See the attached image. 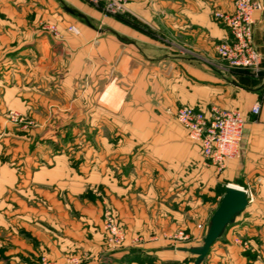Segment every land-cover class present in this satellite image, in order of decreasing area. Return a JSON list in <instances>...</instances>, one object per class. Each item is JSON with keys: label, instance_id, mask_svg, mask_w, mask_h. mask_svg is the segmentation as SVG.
<instances>
[{"label": "crops", "instance_id": "crops-1", "mask_svg": "<svg viewBox=\"0 0 264 264\" xmlns=\"http://www.w3.org/2000/svg\"><path fill=\"white\" fill-rule=\"evenodd\" d=\"M254 1L253 44L264 68V0ZM217 10L233 11L232 0H133L131 26L112 20L101 28L83 0H0V131L14 137L5 150L18 157L15 167L0 162V264H34L40 255L54 264H72L69 255L76 264H185L190 254L167 249L160 236L204 234L227 185L250 191L252 200L202 263L224 264L229 253L242 264L232 255L236 235L264 246V87H245L210 64L228 37ZM40 22L55 26L60 39L41 32ZM256 103L261 110L253 116ZM184 105L244 116L239 154L223 171L177 122ZM7 109L36 125L14 135ZM72 121L112 126L89 133L100 140L93 148L86 132L67 131ZM72 137L83 158L76 165L65 143ZM56 139L64 140L60 154ZM105 205L119 215L127 243L143 236L137 248L105 250Z\"/></svg>", "mask_w": 264, "mask_h": 264}, {"label": "built area", "instance_id": "built-area-1", "mask_svg": "<svg viewBox=\"0 0 264 264\" xmlns=\"http://www.w3.org/2000/svg\"><path fill=\"white\" fill-rule=\"evenodd\" d=\"M131 1L133 0H86L100 9L102 14L111 17L128 13V4ZM259 9L260 5L252 0H233V11L217 10L213 13L214 19L228 32V37L215 47L217 60L210 62L215 69L227 74L235 70L253 77L264 73V68L261 67L262 57L253 44L254 13ZM49 31L58 34L53 25ZM68 31L78 33L74 26H69ZM262 86L264 87V82ZM260 110V103H256L251 108V114L257 116ZM175 118L186 131L189 140L199 147L203 159L217 171H223L228 162L238 156L246 123L238 110L212 108L207 113L201 108L184 105L176 111ZM244 191L251 202L252 193ZM106 223L110 232L108 244L118 245L122 237L118 234L113 219L107 218ZM197 227L203 229L202 225ZM173 240L184 243L188 237L183 231H178ZM69 261L72 264L77 263L75 259ZM41 264L51 263L42 258Z\"/></svg>", "mask_w": 264, "mask_h": 264}, {"label": "rangeland", "instance_id": "rangeland-1", "mask_svg": "<svg viewBox=\"0 0 264 264\" xmlns=\"http://www.w3.org/2000/svg\"><path fill=\"white\" fill-rule=\"evenodd\" d=\"M87 5H89L91 7L92 10H94L97 13V18L99 17V19H91V22L101 28H109V24H112V20L115 21H119L122 22L128 26H131V23H134L133 19L131 18V14L128 12L126 14L120 15V16H116V17H111V16H105L104 14L101 13V10L98 8L93 7L92 5H90L89 3L86 2V0H83ZM254 3L258 4V2L252 0ZM233 3V0H232ZM27 4V3H26ZM31 6V5H29ZM31 8V7H30ZM20 9V8H19ZM75 20H78V18L76 17ZM39 30L47 35L52 36L55 40L60 39L59 34H54L52 32L49 31L50 26H52L51 24L47 23V22H40L39 23ZM56 28V27H55ZM58 32V30H57ZM218 65V64H216ZM216 68V67H215ZM218 70V69H216ZM222 72V71H220ZM223 73V72H222ZM232 77L236 78V80H239L241 82V85L248 87V88H254L257 86H262L263 82H264V73L258 74L257 77H253L250 76L248 74H245L244 72H239V71H235L233 70L231 73H229ZM3 75H0V82L3 81ZM2 79V80H1ZM10 84V83H9ZM5 86H8V83L4 84ZM93 106H91L89 108L92 109ZM4 119L6 121V127L10 126L11 132L20 137L22 135H27V132L32 130L34 128V126L36 125V123L28 117V115L22 114L20 112H18L17 110H13V109H7L4 111L3 113ZM60 127L56 128L54 131H56V136L59 135L60 131H63V127L62 124H59ZM67 128V131H69V129H71V132H74L75 130L77 132H81L83 135L86 132V142L89 143V146L95 148L99 143L100 140H95L94 137L91 135H89L90 132H94L96 130H98V128H100V131L102 130L103 132L107 131L109 129L110 123L108 124H95V122H87V123H79L78 121H72L69 124L65 125ZM103 126V127H102ZM109 126V127H108ZM69 128V129H68ZM59 129V130H58ZM115 130V128H114ZM8 131V129H7ZM92 134V133H91ZM6 130H2L0 131V162L1 163H8L9 165H12V163H14V167L15 164L17 162V158L18 157H12L11 154H8L5 150V147L8 146H14L12 145L13 141L15 140L14 137L13 138H8L6 139ZM82 135V136H83ZM78 137V134L76 135ZM76 137H72L71 139L65 141L66 144H68V142L71 144V146H68V149L71 148V154L68 155L70 156L69 158H71V163L73 165H76V163H80L83 162V158L81 159V156L79 155V150H77L79 144L77 143ZM83 140H85L83 138ZM82 139H80V141H83ZM8 141V142H7ZM64 141V140H63ZM62 142H60L58 139H56V144L54 146H56V152L57 154H60V149H62V145L64 144ZM105 141H109L110 144H115L117 139H111L108 138ZM99 147H101V145H98ZM60 148V149H58ZM69 151V150H68ZM56 154V155H57ZM78 154L79 158H78ZM109 216V217H108ZM112 218L114 221V225L116 226V229L118 231V234L122 237V241L115 246L109 245L108 244V240L110 237V232L107 228V223L106 220L107 218ZM198 226V225H197ZM101 233L103 236V246L105 247V250L109 251V250H117L120 248H123L124 246H131V248H137V245L140 244L143 241V236L141 235H131V238L129 239V243H127L128 240V234H127V230L124 226V224L122 223V221L119 218V215L116 213V211L109 205H105L103 207L102 210V216H101ZM198 229V227H197ZM200 232L201 230L198 229ZM178 231H183V230H176L172 233H165L162 236H160V238L164 241V243L169 246V247H191L190 245L194 242H198V245L201 244L202 239L205 235V233L200 234L198 236H194L192 234H189L188 232L183 231V233L188 237V240L184 243L178 242V241H174L173 240V236L178 232ZM154 238H156L155 236H153ZM127 243V244H126ZM235 249H233V254L234 257L236 256V258H238L241 262H243L242 264H254L255 261H260L264 263V246L262 247V242L257 240V238L255 237H247L245 236V234L243 235H236V238L233 240ZM72 255V254H71ZM228 255V256H227ZM229 253L226 254L225 258L227 260L228 258V262H224V264H234L236 261H230L231 257H229ZM45 258L48 262H50L51 264H54L55 262L51 261L49 258H47L46 255H40L39 259L34 263V264H41V259ZM73 255L72 256H68L67 260L73 259ZM195 256L193 255H185V259H184V263L185 264H194L195 261ZM170 264H175L176 262H169ZM204 264V263H201ZM236 264V263H235ZM241 264V263H240Z\"/></svg>", "mask_w": 264, "mask_h": 264}, {"label": "water", "instance_id": "water-1", "mask_svg": "<svg viewBox=\"0 0 264 264\" xmlns=\"http://www.w3.org/2000/svg\"><path fill=\"white\" fill-rule=\"evenodd\" d=\"M248 204L249 200L243 189L231 185L226 186L218 207L207 223L201 244L191 247H168L167 249L189 253L196 257L194 264H201L213 244L222 237L229 226L234 224L235 219Z\"/></svg>", "mask_w": 264, "mask_h": 264}, {"label": "trees", "instance_id": "trees-1", "mask_svg": "<svg viewBox=\"0 0 264 264\" xmlns=\"http://www.w3.org/2000/svg\"><path fill=\"white\" fill-rule=\"evenodd\" d=\"M225 189V188H224Z\"/></svg>", "mask_w": 264, "mask_h": 264}]
</instances>
